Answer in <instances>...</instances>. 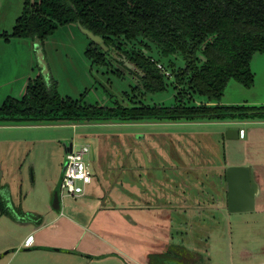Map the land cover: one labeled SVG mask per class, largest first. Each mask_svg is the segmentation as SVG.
Segmentation results:
<instances>
[{
    "label": "flooded vegetation",
    "instance_id": "af4514ba",
    "mask_svg": "<svg viewBox=\"0 0 264 264\" xmlns=\"http://www.w3.org/2000/svg\"><path fill=\"white\" fill-rule=\"evenodd\" d=\"M258 1L264 5V0ZM249 10L244 0H23L22 9L11 25H0V40L6 44L16 39L23 41L16 43L30 51V73L20 96L6 95L0 101V119L22 115L39 121L51 119L48 124H62L69 123L72 116L100 117V109H110L106 117L113 120L114 116L119 120L137 118L134 116L139 113L144 114V122L217 124L254 120L240 115L256 110L222 108L254 106L248 98L230 101L229 105L222 101L231 80L241 86L232 85L246 90L254 85L255 74L250 61L255 53H264V47L259 51L251 49L249 58L248 54L245 56L247 66L241 70L242 74L239 63H235L237 70L231 71L234 58H227L226 38L232 31L247 28ZM256 21L264 27V14ZM58 34L63 35L64 42L72 43L71 49H77L75 41H80L76 60L67 59L71 64L78 62L80 72L88 78V87L78 97L62 95L51 73L46 45L48 42L50 47ZM244 51L245 46L240 55H244ZM18 71L16 78L24 79L25 74ZM118 79L127 80L128 84L121 95L115 97L110 88L112 80ZM216 80H225L218 97ZM91 90L97 95L105 94V100L87 101L85 97ZM160 93H166L167 98L158 101L149 98ZM80 104L96 108L86 109ZM164 112L183 115L175 119L157 117L156 114ZM221 113L229 114L211 116ZM111 119H107L108 122H114ZM223 137L225 140V133ZM209 181L197 180L196 187H213ZM182 185L188 189L193 187L184 180ZM0 199L8 202L7 189L3 187Z\"/></svg>",
    "mask_w": 264,
    "mask_h": 264
},
{
    "label": "rangeland",
    "instance_id": "374dc122",
    "mask_svg": "<svg viewBox=\"0 0 264 264\" xmlns=\"http://www.w3.org/2000/svg\"><path fill=\"white\" fill-rule=\"evenodd\" d=\"M4 1L6 2L0 0V25L9 26L11 25V22L14 21L17 14L20 13L23 0ZM62 36L63 35L58 34L54 38V42L50 47L47 42V59L51 73L59 83V92L62 95L68 94L73 97H78L79 93L84 90L85 87H88V78L80 72V69L78 68L80 67V64L78 62L75 63L72 61L73 63L71 64L67 59L70 58L73 60L74 57H78L76 50L80 47V41H75L77 49H71L72 43L70 41L64 42ZM16 42L23 41L16 39L12 41V43L6 44L0 40V101L6 95L20 96L23 92L26 76L30 73L28 68V59L31 62L30 51L26 46L24 47V45H20V43ZM78 52H80V49ZM16 59H18V65H16ZM71 67L73 69H71ZM252 70L255 74L254 85L249 90L243 89L245 91L239 92V88L241 87H237L238 89L236 88V90H234V87L231 86L232 84H236V86L241 85L236 81L231 80L226 88L227 91L228 88H230L228 92L226 91L227 95H233L235 99L256 96L259 99L264 100V60L262 63L253 67ZM17 71L23 72L25 78L23 79L22 76L16 78ZM14 80L15 83L13 85ZM103 84L105 83L103 82ZM111 84L110 91L115 97H118L121 95L122 89H124L128 83L127 80L118 79V81L112 80ZM104 96L105 94L103 93L97 95L96 92L91 90L85 99L89 102L104 101ZM149 98L154 101H158L159 99L165 100L167 94L160 93L152 95ZM107 103H109V101H107ZM86 125L87 124H73L71 122L62 124L44 123L0 125V188L2 189L3 187L7 189L8 202H6V205L11 203L14 208L36 207L45 209L46 205L50 203L55 186L61 177V165L64 162L63 143L72 140L75 145L85 143L89 145L90 150L92 147L94 150L97 148L96 132L106 134L104 137L111 140L119 131L122 134L126 133L125 135L127 136L129 130L141 131V134L144 133L143 131L147 130L146 127L140 125L132 127H128V125L124 124H114V126L110 125L108 127L89 126L91 124L88 126ZM239 127H246V125L243 126L242 124H239ZM199 128L200 127L194 126L192 129L194 131L193 133H199ZM202 128L204 129L203 133L205 140L209 138V141L211 140L214 145H220V143L226 140H223V135L226 132L225 125L211 123V125H204ZM189 129L191 128L184 126L185 133H187V130ZM221 131H224V133L222 134ZM243 134L244 133H242V137ZM183 136H186L188 140H195L187 134ZM244 136L253 137L255 141L257 140L256 151L252 143L246 144L245 141V144H243L246 148L245 156L253 151L256 154V157H262L261 159L264 160V132H252L250 135L245 134ZM168 138L170 137L165 135L162 143H165ZM187 138L183 137V140H186ZM261 138L263 140V146L258 147V142ZM113 140L115 139H112L111 141ZM157 140L159 142L161 141L159 138H157ZM230 144L232 145L231 142ZM197 145L199 146V144ZM134 146L137 149L140 147L137 145ZM188 147H191V145ZM204 147L206 148V145L201 144L199 148L201 151H204L206 150ZM262 147L263 149H261ZM182 148H184V146ZM218 148L220 147L217 146V149ZM225 148L227 147L223 148V154L224 156H227L228 153L226 152L225 155ZM141 150L143 151V154L147 151L145 147L144 149L141 148ZM207 150L211 152V148H208ZM149 152L152 155H155V150L151 149ZM94 153L96 154V151ZM122 153H124V151ZM91 155L92 152L90 151L85 156V159L95 169L93 171V173H95L94 178L100 187L99 189L102 191L101 198L97 199L94 194L84 195L85 193H70L67 192V190H63L62 193H60V209H52L51 217L66 216L81 223L86 221L89 230L106 236L105 239L110 241L116 239L114 235L115 233H121L119 235L122 236L123 239L120 238L119 242L126 244L127 248L131 250L144 249L146 251L150 248L152 249L148 258L150 264H164L166 261H172L176 264H209L207 261L209 253L212 254L209 255L210 260L220 258L223 255V250L221 249L225 247L223 241L225 240L224 236L228 234L227 232L230 233V228L228 227V230L224 223V213L222 216L218 212H215V216L212 215L214 213L210 214V217L213 216L210 221L205 223L202 227H198L195 225L192 226L189 222H186L185 219L182 221V215L179 213L173 216L169 215L167 213L168 210H157L156 208H152L149 212L146 211L145 213V211H134L130 208H116L114 207L113 202L114 193L117 191V187H125V185L120 183L123 181V168L117 166L120 160H117L118 164L117 162H101L99 161V158L94 161V159H91ZM127 156L128 155H126V159L122 161V166L129 172L130 160ZM187 156L190 157L191 155L187 154ZM205 156L212 157L211 155ZM216 157L219 158L220 154L216 153ZM186 160H188L187 163L189 164L196 163V159L193 158L183 159V161ZM158 163L159 162L155 161L154 163H151V165L154 167ZM100 165L104 169H101ZM145 167L146 165L138 169L143 173ZM161 169H164V167L161 168L160 166V168H151L150 170L152 171L151 173L154 174L159 173ZM199 170L191 169V172L185 173L182 177V181L184 180L189 187L193 186L192 188L195 190H198V187H196L198 185L197 176H200L203 182H208V177H206L207 179L202 177L203 175L206 176L205 171L203 172ZM214 180L216 183L218 182L217 177ZM135 181L139 182L140 178L137 177ZM211 181L210 178V182ZM159 188L160 187H157V189ZM164 214L168 215L167 217L170 219H175L173 220V223H169L165 227V229L171 233L170 236L173 235L172 240L169 242H166L165 240L161 241V237L157 232L160 216H164ZM227 214L231 216L229 226H231L233 244H235L237 234V227H235L234 224V216H240L241 218H244L245 221H258V219H254L256 217L255 215H248L250 213H237L239 215H234V213ZM129 215L136 218L138 221H141L134 226L132 222L129 221ZM144 215L147 217H144ZM1 220L2 222L5 220L6 226L0 221V228H8H5L7 232L0 231V237L5 238L6 233L14 234L17 238H23L26 235L27 228L20 226L12 228L10 220L8 221L5 217H2ZM145 220L146 222L144 223L143 221ZM250 232L252 234L264 233V226L258 225L252 227ZM130 236H136L137 239L139 238L140 241L138 243L140 246L135 247V244L128 239ZM202 241L205 243L204 253H198V251L193 252L191 246ZM56 247L57 246L54 248ZM160 248H165L167 252H163L162 250V253H160ZM175 253H179V257H173ZM53 263L61 264V262L57 260Z\"/></svg>",
    "mask_w": 264,
    "mask_h": 264
},
{
    "label": "crops",
    "instance_id": "0c3cea01",
    "mask_svg": "<svg viewBox=\"0 0 264 264\" xmlns=\"http://www.w3.org/2000/svg\"><path fill=\"white\" fill-rule=\"evenodd\" d=\"M228 100L231 102L237 101L233 96ZM249 102L263 104L264 100L252 98L249 99ZM114 124H124L128 125V127L140 125L147 128L142 134L141 131L129 130L127 136L125 135L126 133L122 134L119 131L115 135L113 134L114 138L112 139H115L113 141L104 137L106 134L96 132L97 148L94 147L95 149L93 150L91 146V159L96 161L99 158L101 162H117V164V160H120L117 166L123 168V181L120 183L125 185V187H117L113 198L114 207L130 208L134 211H145V213L152 208L168 210L167 213L169 215L173 216L179 213L182 215V221L185 219L192 226L198 227H202L210 221L213 217H210V214L214 213L212 215L215 216V212H218L222 216L224 213V223L227 228H230V233L227 232L228 234L224 236L225 247L221 249L223 250V255L220 258L210 260L209 255L212 254L209 253L208 263L264 264V233L252 234L250 232L252 227L264 226V160L261 159L262 157H256L253 151L245 156L246 148L243 146L245 141L246 144L252 143L256 151L257 140L255 141L253 137L244 135H250L252 132H264V119L217 123L216 125H225V130L237 127L239 130L241 129V136L239 134L237 138L232 139L225 137L226 140L220 145H214L211 140L209 141V138L205 140L202 126L211 125V123L197 124L151 120L141 123L92 122L91 125L87 124L86 126L108 127L110 125L114 126ZM239 124L246 125V127H239ZM184 126H188L191 129L185 133ZM194 126L200 127L198 129L199 133H193L192 129ZM221 133H224V131H221ZM242 133H244L243 137ZM186 134L195 140H188L186 136H183ZM165 135L170 138L166 139L165 143H162ZM183 137L187 139L183 140ZM157 138L161 139V141L159 142ZM200 143L206 145V148L204 147L206 150L201 151L199 148L201 146ZM262 143L263 140L261 138L258 142V147L263 146ZM134 145L140 147L137 149ZM189 145L191 147H188ZM183 146L184 148H182ZM217 146L220 148L217 149ZM144 147L147 151L143 154L141 148L144 149ZM224 147H227L224 150L225 155L226 152L228 153L227 156L223 154ZM208 148H211V152L207 150ZM151 149L155 150V155L149 152ZM95 151L96 154L94 153ZM123 151L124 153H122ZM216 153L220 154L219 158L216 157ZM187 154L191 156L189 157ZM126 155H128L127 157L130 160L129 172L122 166V161L126 159ZM205 155H211L212 157H206ZM186 158L196 159V163L189 164L187 163L188 160L183 161ZM155 161L159 163L153 167L151 163ZM228 164H249L253 168L255 179L259 185L254 209L250 212H243L250 213L248 215H255L254 219H258V221H245L240 216H234V224L237 227L235 244H233L231 226H229L231 216L227 214L226 210L224 167ZM145 165L146 167L142 173L138 168H142ZM160 166L161 168L164 167V169H161L159 173H151V168H160ZM90 167L92 170L91 181L84 184L83 190L78 193H85L84 195L94 194L97 199H100L102 191L94 178L95 173L93 171L95 169L91 164ZM100 168L104 169L101 165ZM191 169L205 171L206 176L203 175L202 177H208V181L211 178V183L214 186L203 187L200 185L198 190L184 187L182 185V177L185 173L191 172ZM137 177L140 178L139 182L135 181ZM216 177L217 183L214 180ZM197 180L202 181L200 176H197ZM157 187L160 188L157 189ZM51 211L50 200L45 209L21 207L20 211H15L17 213H15L14 218L0 213L1 222L2 217H5L8 221H11L12 224L10 225L12 228L15 226L27 228L26 235L23 238H17L14 234L9 233L5 234V238L0 237V264H54L55 260L60 261L61 264H150L148 258L152 251L151 248L147 251L144 249L131 250L127 248L126 244L119 242L120 238L123 239L119 235L121 233L114 234L116 238L114 241L106 240V236L89 230L86 221L81 223L66 216L51 217ZM237 213L240 212H234V215H239ZM167 216L166 214L160 216L157 232L161 237V241L169 242L172 240L173 235L170 236L171 233L165 227L169 223H173L175 219H170ZM144 217L147 216L144 215ZM128 218L134 226L141 221L130 215ZM143 222L145 223L146 220ZM2 223L6 226L5 220ZM5 228L8 227H4V229L1 227L0 231L7 232ZM28 236L30 238L26 241ZM128 239L135 244V247L140 246L138 243L140 240L136 236H130ZM204 244V241H202L192 245L193 252L204 253ZM55 246L57 247L54 248ZM162 250L167 252L165 248H160L159 252L162 253ZM178 254L175 253L173 257H179Z\"/></svg>",
    "mask_w": 264,
    "mask_h": 264
},
{
    "label": "trees",
    "instance_id": "16d2710c",
    "mask_svg": "<svg viewBox=\"0 0 264 264\" xmlns=\"http://www.w3.org/2000/svg\"><path fill=\"white\" fill-rule=\"evenodd\" d=\"M246 2V4L249 7V11L246 13V17H249L248 19V24H247V28H239L237 31H232L230 32V35L228 38H226L227 40V44L225 46V51L227 54V58L231 59L234 58V60L232 61V65H231V71L235 72V70H237V65L235 63H239L240 65V74L241 70L243 68H245L247 66V58H249V52L251 51V49H258L257 51H259V49L261 50L264 47V27H260V23L256 21V19L258 17H260L261 15L264 14V5L262 1H258V0H244ZM262 12V13H261ZM255 22L253 23L252 22ZM240 24V23H239ZM225 35H229V33H225ZM244 42H247L248 44L245 45ZM260 44V45H259ZM246 47V51H244V55H240L241 53V49L243 47ZM248 54V57L246 58L245 56ZM244 72H247V68L245 69ZM225 83V80L223 81H215V89H216V97H218V95L220 94V90L223 88V85ZM23 103H25V101H22ZM73 103L76 105L77 102L73 101ZM82 105V104H80ZM80 107H85L86 109H91L94 110L96 107L94 106H90V105H82ZM242 108V110L245 109H249V110H256L255 112L253 111H249V112H242L241 113V117H247V118H252L254 120H260V119H264V105L261 106H252V107H241V106H228V107H222L223 109H229V108ZM104 111H102L101 109L99 110L101 115L100 117H88L87 119H83V118H79V117H75L72 116L71 118H69L70 120L68 121H73V122H108L107 119H111V118H107L106 116L109 114V110L110 109H103ZM91 113V112H90ZM229 114V113H228ZM227 113H221V114H213L211 115L212 117L218 118L221 117L223 115H228ZM158 118L161 117H165V118H179L182 117L183 113L177 114L175 115L174 112L171 114H166V112L162 113V114H156ZM220 115V116H219ZM238 115V114H235ZM112 117V116H110ZM114 116V120L113 118L110 121H114V122H129V121H144V114L143 113H139L137 116V118H133V119H124V120H119L120 118L117 116ZM119 118V119H118ZM46 121H39L38 119L35 118H24L22 117V115L17 116V117H6L3 119H0V122H12V123H32V122H45V123H51L48 121H51V119H46ZM58 188V185L57 187ZM20 211V208H14V206L12 205H6V202H4L3 200L0 199V213L1 214H6L9 217L14 218L15 216V211ZM38 217H40L39 215H37Z\"/></svg>",
    "mask_w": 264,
    "mask_h": 264
},
{
    "label": "water",
    "instance_id": "95a60500",
    "mask_svg": "<svg viewBox=\"0 0 264 264\" xmlns=\"http://www.w3.org/2000/svg\"><path fill=\"white\" fill-rule=\"evenodd\" d=\"M263 60H264V53L263 55L260 53H255L250 61L251 68L255 67L259 63H262ZM231 87H234V90H236L237 88L234 85H232ZM229 89L230 88H228V91ZM239 89L241 91H244L242 88H239ZM240 90L239 92H241ZM227 92H226L225 98L222 101L223 103H226L229 105L231 103L228 99H231L233 95H227ZM248 98L252 99V98H258V97L252 96ZM258 104L251 103V105H254V106ZM259 105L260 106L264 105V103L259 104ZM134 122L139 123V122H144V121H134ZM44 123L45 122H32V123H27V124H44ZM72 123H83V122H73L72 121ZM88 123H92V122H88ZM2 124L12 125L16 123L0 122V125ZM225 134L228 138H231V139L237 138L239 136V129L238 128H228L226 129ZM72 144H73L72 140H69L68 142L63 143L64 155L71 151ZM64 166H65V162L63 163V166L61 168L62 171L64 170ZM224 182H225V190H226V210L228 213L251 211L254 209L255 197L259 191V185L255 179L253 168L249 164H228L226 165L224 167ZM9 205H11V203ZM60 205H61V196H60L58 188H55L52 194L51 208L54 210H59ZM165 264H176V263L172 261H168Z\"/></svg>",
    "mask_w": 264,
    "mask_h": 264
},
{
    "label": "built area",
    "instance_id": "2783aa9c",
    "mask_svg": "<svg viewBox=\"0 0 264 264\" xmlns=\"http://www.w3.org/2000/svg\"><path fill=\"white\" fill-rule=\"evenodd\" d=\"M90 152L88 144H72L71 151L64 155V170L58 181L59 193L67 190L70 193H78L83 190V185L89 183L92 178V170L85 156ZM30 236L26 238V241Z\"/></svg>",
    "mask_w": 264,
    "mask_h": 264
}]
</instances>
